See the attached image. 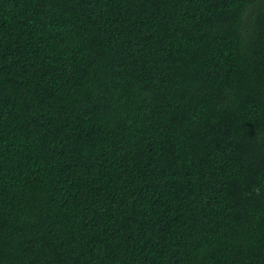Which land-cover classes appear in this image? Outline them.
I'll return each mask as SVG.
<instances>
[{
    "label": "trees",
    "instance_id": "obj_1",
    "mask_svg": "<svg viewBox=\"0 0 264 264\" xmlns=\"http://www.w3.org/2000/svg\"><path fill=\"white\" fill-rule=\"evenodd\" d=\"M0 264H264V0H0Z\"/></svg>",
    "mask_w": 264,
    "mask_h": 264
}]
</instances>
